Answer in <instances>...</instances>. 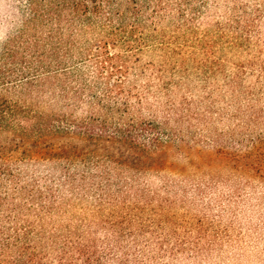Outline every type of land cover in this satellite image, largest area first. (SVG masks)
<instances>
[{"label":"trees","instance_id":"1","mask_svg":"<svg viewBox=\"0 0 264 264\" xmlns=\"http://www.w3.org/2000/svg\"><path fill=\"white\" fill-rule=\"evenodd\" d=\"M263 58L264 0H0V264L222 259L264 181Z\"/></svg>","mask_w":264,"mask_h":264},{"label":"rangeland","instance_id":"2","mask_svg":"<svg viewBox=\"0 0 264 264\" xmlns=\"http://www.w3.org/2000/svg\"><path fill=\"white\" fill-rule=\"evenodd\" d=\"M216 14L221 15V10H218ZM213 58L221 62V66L219 67L224 70V74H226V68H231L230 64L226 65V60H229V62L245 60V56H243V54L235 55V52H226L225 48L214 54ZM158 61V55L147 52L139 56L138 65L145 66V64L149 62L157 64ZM149 71L150 68L147 72ZM221 74H218L219 84L223 83V74ZM177 77L178 75H175L174 78L177 79ZM252 81L253 77L249 75H247L243 80L246 85L250 84ZM183 87L194 90L196 98L202 94L194 82L185 83ZM182 91L183 90L174 89L172 97L177 100L182 94ZM222 98L223 97L220 94L213 95L214 100H220L216 105L217 107H226L224 102H221V100H223ZM210 120L212 130L215 128L219 131L226 132V119L218 122L215 120V117H213L210 118ZM199 167H201V170L204 172H207L208 170L207 173H210L215 178L221 180L217 188L213 190L219 193V195L226 196V172L217 174L215 164L212 167L207 168L202 166L201 162ZM148 182L153 188H157L159 186V180L157 179L149 178ZM242 183L240 187L242 186V188H244L243 192L245 196L243 197V200L237 204L238 213H236L239 219L236 220L230 233L231 236L237 240L236 242H233L232 245H226L222 259L217 257L215 260L211 261V264H264V181L257 180L245 186H243ZM231 185L237 186L238 182H232ZM223 222H226V217Z\"/></svg>","mask_w":264,"mask_h":264}]
</instances>
